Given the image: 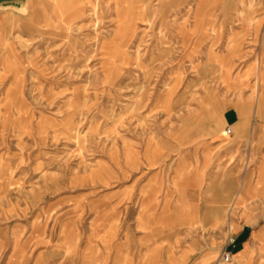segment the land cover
I'll use <instances>...</instances> for the list:
<instances>
[{"label": "rangeland", "instance_id": "obj_1", "mask_svg": "<svg viewBox=\"0 0 264 264\" xmlns=\"http://www.w3.org/2000/svg\"><path fill=\"white\" fill-rule=\"evenodd\" d=\"M243 228L264 230V0L0 4V264H264Z\"/></svg>", "mask_w": 264, "mask_h": 264}, {"label": "crops", "instance_id": "obj_2", "mask_svg": "<svg viewBox=\"0 0 264 264\" xmlns=\"http://www.w3.org/2000/svg\"><path fill=\"white\" fill-rule=\"evenodd\" d=\"M233 109H234L233 112L227 114L226 122L228 125L231 124L233 126H238L240 128L239 133H243L244 128L242 126H239V123L241 122L240 112L236 108H233ZM255 236H258L260 239H263L264 241V230H260L258 232L255 231L252 234V232H248L246 228H243L237 233L236 237L239 243V247H238L239 252L237 253V256H250V253H247V254L244 253V251L246 250L245 244L249 239H251V237L253 238ZM261 247L264 248V242L262 243Z\"/></svg>", "mask_w": 264, "mask_h": 264}, {"label": "bare ground", "instance_id": "obj_3", "mask_svg": "<svg viewBox=\"0 0 264 264\" xmlns=\"http://www.w3.org/2000/svg\"><path fill=\"white\" fill-rule=\"evenodd\" d=\"M22 2H24V5H26V3H27V0H24V1H22ZM59 12V11H58ZM57 12V13H58ZM56 14V13H55ZM54 14V15H55ZM35 16H36V18H41V19H46V21H48L49 19H52V15H51V12L50 13H46L45 14V16H41V14L38 16V14H37V12H35Z\"/></svg>", "mask_w": 264, "mask_h": 264}, {"label": "water", "instance_id": "obj_4", "mask_svg": "<svg viewBox=\"0 0 264 264\" xmlns=\"http://www.w3.org/2000/svg\"><path fill=\"white\" fill-rule=\"evenodd\" d=\"M24 0H0V4H6V3H19V4H22L24 7V2H22Z\"/></svg>", "mask_w": 264, "mask_h": 264}, {"label": "built area", "instance_id": "obj_5", "mask_svg": "<svg viewBox=\"0 0 264 264\" xmlns=\"http://www.w3.org/2000/svg\"><path fill=\"white\" fill-rule=\"evenodd\" d=\"M225 255L227 256V257H226L227 260H229V259L231 258V256H232L230 252H227Z\"/></svg>", "mask_w": 264, "mask_h": 264}]
</instances>
